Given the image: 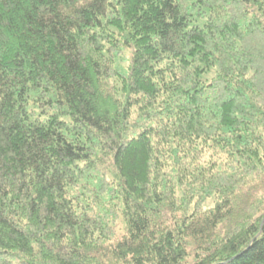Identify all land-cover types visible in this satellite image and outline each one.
<instances>
[{
	"label": "trees",
	"instance_id": "1",
	"mask_svg": "<svg viewBox=\"0 0 264 264\" xmlns=\"http://www.w3.org/2000/svg\"><path fill=\"white\" fill-rule=\"evenodd\" d=\"M0 264H264V0H0Z\"/></svg>",
	"mask_w": 264,
	"mask_h": 264
}]
</instances>
